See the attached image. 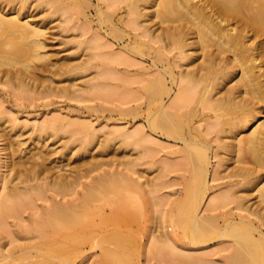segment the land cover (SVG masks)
Returning <instances> with one entry per match:
<instances>
[{
	"label": "bare ground",
	"instance_id": "bare-ground-1",
	"mask_svg": "<svg viewBox=\"0 0 264 264\" xmlns=\"http://www.w3.org/2000/svg\"><path fill=\"white\" fill-rule=\"evenodd\" d=\"M97 1L63 0L64 12L70 14L75 10L78 17L97 23L98 32L92 33L94 41L87 46L93 57L98 50L102 52L96 40L101 34L105 33L107 41L119 42L118 50L109 55L115 56L117 64L125 65V72L141 73L151 131H159L166 144L173 140L172 145L187 157L181 163L169 161L166 155L161 164L163 170L184 167L191 173L188 180L186 176V194L174 215L177 231L191 238L192 244L197 245L193 248L206 243L211 235L224 238L215 243L233 249L227 264H264V0ZM26 5L27 0H22L19 8L0 6V71L7 75V83L17 80L19 86L28 90L36 86L34 81L38 78L35 61L43 60L48 53L43 40L47 30L23 11L29 6ZM139 57L150 58L151 63L131 69ZM117 68L106 71L117 72ZM232 81L235 82L229 84ZM47 123L53 126L56 121ZM49 125L37 123L42 132ZM251 126L253 129L248 132ZM212 135L220 137V142L214 144ZM44 136L40 134V139ZM216 147L224 149L225 154L219 156L221 152ZM19 148L21 143L13 135L2 148L6 151L9 198L0 205V226L22 206L26 197L54 188L57 195L46 211L44 225L58 240L53 238L54 244L48 237L44 239L51 244L44 241L6 248L0 235V264H48V246L39 253L34 250L46 243H53L56 247L50 248L58 251L79 246L64 240L77 232L81 221L79 199L65 198L77 176L55 174L42 151L25 158L18 153ZM213 157L218 159L217 163H213ZM232 159L238 162L232 173L241 178L225 185H242L240 192L233 193L238 203L255 198L247 206L248 214L239 213L237 217L221 211L230 197L229 191L217 193L210 182V177L216 180ZM58 193L63 194L61 198ZM12 198L16 200L14 207L9 203ZM160 232L163 250L173 249L179 242L178 232Z\"/></svg>",
	"mask_w": 264,
	"mask_h": 264
},
{
	"label": "rangeland",
	"instance_id": "rangeland-1",
	"mask_svg": "<svg viewBox=\"0 0 264 264\" xmlns=\"http://www.w3.org/2000/svg\"><path fill=\"white\" fill-rule=\"evenodd\" d=\"M55 1L27 0L26 6L31 4L23 9L31 20L43 24L47 30L43 40L48 55L34 62L38 75L34 81L36 86L27 90L19 86L17 80L7 83V75L0 71V205L9 198V184L5 181L6 151L2 148L13 135L21 143L20 155L26 158L42 151L55 174L77 176L65 198L79 199L81 221L76 233L63 238L79 246L59 251L50 248L58 240L44 225L46 211L57 195L52 187L42 194L25 196L22 206L1 224L0 235L5 247L33 246L49 237L54 241L52 245L47 241L49 244L34 250L42 252L47 245L48 256H51L48 264H227L233 249L215 243L224 238L211 235L206 243L193 248L197 245L192 244L191 238L177 231L174 215L186 194L185 186L191 173L184 167L163 170L161 164L166 155L169 161L181 163L186 162L187 157L172 145L173 140L169 146L159 131H151L141 73H127L125 65L116 63L115 56L109 54L117 51L120 44L112 43V39L107 41L105 33L96 39L104 53L100 51L101 56L98 50L93 57L88 47L94 41L92 33L98 32L97 23L78 17L75 10H71V15L66 11L65 14L63 0ZM21 5L22 0H0V6L5 9ZM95 13L93 9L92 14ZM135 62L133 70L149 65L151 59L139 57ZM62 64L70 70L61 67ZM21 65L19 63L23 67ZM113 66L120 70L106 71ZM90 84L94 86L89 90ZM131 98L137 99L129 102ZM48 121H56V124L50 126ZM45 122L49 126L47 132H42L37 123ZM252 129L249 127L248 132ZM40 134L45 138L40 139ZM212 136L214 144L220 142V137ZM215 150L221 152L219 156L225 154L222 148ZM212 160L213 163L218 161L216 157ZM228 164L226 170L217 174L216 180L210 177L217 193L229 191L230 194L221 211L228 212L227 216L232 212V217L248 214L247 206L255 198L247 203L237 202L233 193L240 192L242 185L225 184L241 178L232 173L238 162L232 159ZM9 203L14 207L16 200L9 199ZM159 223L163 226L159 227ZM159 229L172 235L178 232L179 242L173 249L160 248Z\"/></svg>",
	"mask_w": 264,
	"mask_h": 264
}]
</instances>
